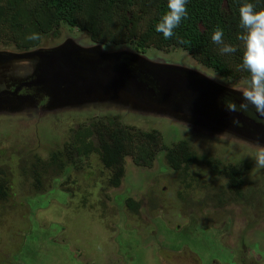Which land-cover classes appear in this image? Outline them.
Returning <instances> with one entry per match:
<instances>
[{
    "label": "rangeland",
    "instance_id": "1",
    "mask_svg": "<svg viewBox=\"0 0 264 264\" xmlns=\"http://www.w3.org/2000/svg\"><path fill=\"white\" fill-rule=\"evenodd\" d=\"M68 33H73L72 37L76 36L80 42L82 36H85V40H91L83 31L59 27L57 36H41L39 44L26 50V53L57 46ZM155 53L149 49L145 53L146 57L138 58L150 63H154L152 60L159 63L169 60L175 66L203 72L215 81L217 87L227 88L228 92L237 96H242L241 93L250 86L245 81L218 78L212 71L193 63L181 49L169 54L164 51ZM96 62L98 58L93 55V63ZM6 74L7 72L5 78ZM114 82L113 79L96 80L99 88L89 90L86 98L82 99L84 101L77 103L75 108L73 105H65L60 99L54 102L53 113L48 114L58 117L57 120L64 125L63 129L56 127L49 119L35 121L32 115L20 114L23 121L17 125L11 123V127H8L6 121H0V135H3L0 140L10 139L0 144V150L11 149L10 153L4 155L5 160L14 154L13 141H16L18 148V140H21L20 157L27 158L33 164L38 159L43 160L56 144L55 150L64 147L65 152H68L69 141L77 130L94 124L101 128L110 119L132 126V130L137 133H144V138L140 137L136 145L143 144L152 157L151 165L144 166V169H133L132 164H127L126 173L120 175L124 184L119 188L78 189L83 195L92 193L91 200L94 204L97 200L93 195L98 196V205L103 209L107 225L115 233L111 236L105 229H101L102 224L89 220L86 214L90 213L79 208L73 194L65 190L67 187L70 190L74 188L72 181L82 180L90 184L93 178L98 179L95 173L83 171L85 162L82 160L77 159L73 167L64 170L63 180L66 183L62 187V176L53 177L51 187L45 192L24 196L23 200L30 210V222L19 220L17 223L23 229L31 225V230L26 235L24 246L20 247L21 251L16 252L13 259L19 264H81L84 258L103 262L105 255L116 252L122 264H166L158 257V250L163 248L176 253L185 251L181 257L199 258L200 264H264V166L257 163L264 154V144L224 126L218 120L210 121L179 114L176 116L173 112L157 107L154 102L114 93L110 91L111 88L119 91ZM105 83L107 86L103 85ZM70 95H62V100L80 98L78 94ZM184 116L186 118L181 119ZM88 119L89 121H84ZM14 131H17V136H14ZM28 135L36 136L39 144L36 146L30 138H25ZM181 141H187L189 149L198 156L207 155L214 161L213 167L216 170L210 172L206 168L208 165L202 161L195 162L185 173L170 170L162 148H171ZM7 143H11L9 148ZM25 145L26 149H22ZM29 149L33 150V154L25 157ZM134 154L137 155V151ZM198 156L196 157L199 158ZM237 163L244 166L241 195L238 196L237 191L233 190L232 193L225 192L223 201H212L221 196V186L228 187L221 169ZM89 164L95 165L92 158L89 159ZM159 176L163 178L158 180ZM186 177L191 181L184 180ZM162 186L166 187L163 191ZM29 192V186L23 188V193ZM129 197L138 204V212L125 207ZM19 213L28 216L29 211L18 206L15 214ZM128 222L129 226L126 225ZM136 222L140 223L137 226L140 232L136 228ZM149 225L154 227L153 231L141 233ZM10 229L8 225V230ZM18 243L20 244V239L15 243L9 242L2 250L5 254L13 253L17 250ZM181 257L179 262L185 264Z\"/></svg>",
    "mask_w": 264,
    "mask_h": 264
},
{
    "label": "flooded vegetation",
    "instance_id": "2",
    "mask_svg": "<svg viewBox=\"0 0 264 264\" xmlns=\"http://www.w3.org/2000/svg\"><path fill=\"white\" fill-rule=\"evenodd\" d=\"M26 1L29 2L28 0ZM121 1L123 2L124 0ZM143 1L144 0H137L136 5L134 4V1H131V5L128 8L129 11L127 12L125 18L127 23L137 25V31H140L141 27L137 23L138 18L135 10L136 6ZM25 8L29 11L37 10V8L32 4L26 6ZM33 22L38 24L37 18H34ZM68 28L69 30H78L76 26ZM242 30L244 32V29ZM53 33L54 31H51V34L49 35H53ZM71 34L68 33V35H65V39L57 46H51L50 48H44L32 53H26V50H31L32 48L18 49V43L15 40L0 38V121H6L5 123L8 127H11V123H15L17 125L20 121H23L19 115L24 114L26 116L32 115V118L35 121L49 119L50 122L56 124V127H61V129H63L64 125L62 126L60 124L57 120L58 117H53V115L51 116V114H48L53 113L52 110L55 107L53 106V103L58 102V99H51L52 92H54L53 98L57 97L55 91L57 92L58 88L55 89L54 85L49 84L47 80L42 81V76L44 71L54 70H57L55 73L56 76H61L63 73L62 69H65L67 75L63 78L66 79V82L61 87L62 93L58 95V98L60 101L66 103L65 105L67 106L73 105L75 108L77 103L84 101L82 99L86 98L89 90L99 88V84L96 83V80L103 81L113 79L115 81V88L119 89V91L113 90L109 86L111 88L110 91L114 93L122 95L125 94L135 98L139 97L149 102L154 101L152 99L153 97L157 98L158 96L168 95V97L161 98V104L156 103L157 107L167 112H173L175 115H189L190 117L193 116L197 118L202 117L205 120L210 121L218 120L219 122H222L224 126L231 128L240 134H244L251 140L264 144V117H259L255 110L251 107L246 111L241 110L239 106L242 103V96H237L228 92L227 88L217 87L214 84L215 81L206 76L203 72L200 73L198 70V72H194L180 67L179 65L175 66L173 63H169V60L163 63L152 60L154 63H150L146 59V61H141L138 58L142 56L146 57L145 53L149 49L154 50L156 52L155 54L159 51H164L169 54L172 53L173 50L180 48L163 47V49L160 50L146 48L141 51L135 50L134 42L124 41L121 38L118 39V43L110 42L109 44H105V41L93 40L89 34L88 37L91 39L90 41L85 40V36L80 37L78 35L80 39L82 38V41L80 42L75 35V38H73ZM83 41H86V43H82ZM181 51L186 53L187 57L193 63L198 64L201 67L203 66L201 62L194 56L190 55L188 51L183 49H181ZM93 55L98 58V62L93 63ZM27 58H29V60ZM90 64L93 66H90ZM204 68L210 70L209 68ZM5 72H7V78H5ZM216 76L218 75L216 74ZM218 78L221 77L218 76ZM223 80L227 81V79ZM231 80H241L240 82L245 81L248 83L245 79ZM103 85L107 86L106 83ZM149 90H152L155 93V96H152L149 93ZM83 91L85 92L84 94ZM70 92L71 95H80V98L73 99ZM65 94L70 95L71 98H63L62 100V95ZM233 105H235V108L232 107ZM165 107H169V109H166ZM251 113L253 115H251ZM44 114H46V116ZM185 118L186 117L184 116L181 119L184 120ZM84 121H89V119ZM241 123H244L242 125H245V128L241 126ZM106 124V126L101 128L94 124L91 126L88 125L83 130H77L74 136H72V139L69 141L70 144L68 145V151L73 152V147L78 142L76 136L79 132H87L86 134L79 136L80 138H85L87 143L90 140L95 141L94 136L103 140H109L110 138L116 139L117 132L125 133L129 137H133L132 133L129 132L132 130V126L125 125L122 122H114L111 121V119L110 121L108 120ZM89 131H91L92 134H90ZM13 134L14 136H17V131H14ZM64 134L65 132L63 130L62 135L64 136ZM2 136L3 135H0V138ZM62 137H60V140ZM25 138H30L31 142H35L36 146L39 144L36 136L28 135L25 136ZM8 140L10 139H3L4 142H7ZM3 141L1 139L0 144H3ZM20 141L21 140H18V148H16V141H13L12 144H15L13 151L14 154L12 153L7 160H5L4 155L10 153L11 149H4L2 146L3 150H0V220L2 221L0 224V264H19V262L13 259L12 256L16 254V252L21 251V248L24 246L26 240L25 236L30 233L31 225H29L27 229H23L17 223L19 220H21V222L22 220L30 222V210L27 208L23 197L45 192L51 187V179L53 177L62 176L60 183V187H62V185L66 183L63 180L65 178L64 170L67 167H73V164L70 162L68 163L67 159L65 167H63L64 169L61 171L55 169L53 154L58 153L59 155H62L67 153L65 152L64 147L61 150H55L57 144L50 150L49 153L46 154V157L43 160L38 159V161L34 164L29 163L27 158L20 157ZM181 142L188 145L187 141ZM124 143L126 144H123V155H127L123 156L124 159H121L119 165H116L111 169V172L112 170H120V172L114 174L111 173V175H109L108 170L100 166L101 159L97 153L95 151H90L89 156L87 157L89 159L92 158L95 165L92 166L87 162L83 166V171H88L91 174L95 173L98 179L95 180L93 178V181H91L90 184L85 183L82 180L78 182L72 181L74 188L71 190L68 187L65 188L66 191L73 194V198L77 201L78 207L90 213L86 214L89 220L92 219V221L98 222L99 225L102 224L103 228L101 229H105L110 236L115 233H113L107 225V219L103 214V209L98 205V196L93 195L97 200V203L94 204L91 200L92 193L90 195H83L78 192V189L90 190L98 187V189L105 188L106 190H111L115 188L114 185L116 181L110 182V178H118L119 187L124 184L120 175H124V173H126L125 170H127V164H129V166L132 164L133 169L135 167L144 169V166L147 165L146 160L142 159L138 163H134L132 159L128 157L131 155L132 151L129 154L127 149L128 147L134 146L133 141ZM10 145L11 143H7L8 148ZM22 149H26V145ZM191 151L195 154V156H198L193 150ZM26 152L28 155L25 157L33 154L32 149H29ZM201 156L202 155H199L198 157ZM205 156L207 162L204 163L205 165H208L206 167L207 170H210V172L215 171L216 168L213 167L214 161L210 160L207 155ZM148 157H151V155L147 150L146 158ZM62 158L63 161H66V156H63ZM78 160L81 159L79 158ZM166 165L170 170H172L167 163ZM193 165H195L194 162L190 163L185 172H188L189 168ZM235 166H237L236 168L238 169V173H236L233 169H229ZM217 167L219 168V163ZM227 167L228 173L226 171V167L221 169L223 177L227 180V182H232L238 178L241 179L240 183H238V189L236 190L238 196H240V190L244 187L242 178L244 166H242L241 163H237L236 165ZM192 174L196 176L195 173ZM38 175L40 179L39 183ZM162 178L163 176H159L158 180ZM26 186H29L30 188V192L28 194L23 193V188ZM165 188V186H162L161 191ZM220 189H222L221 196L213 198L212 201H223L225 192L228 193L230 190L228 187L223 186H221ZM233 190L234 189L230 191ZM115 195L112 196V199H114ZM129 198L132 199V197ZM18 206L21 208L25 207V209L29 211L28 216L27 214H15ZM125 207L127 208V204ZM125 207L123 209V213H125ZM19 215L21 217H19ZM9 222L12 223L10 230L6 228ZM135 224L136 228L137 226H140L139 222H136ZM126 225L129 226V222ZM137 229L140 232V228ZM153 229L154 227L149 225L148 228L142 230L141 233L145 234L147 231H150L151 233ZM25 232H27V234H25ZM17 238L20 239V244L18 243L16 246L17 250L13 253L8 252L5 254L2 250L4 246L9 242H18ZM184 252L176 253L175 251L162 248L158 250V257L166 264H181L179 259ZM83 254L82 249V256L84 257ZM181 258V261H184L185 264H200L199 258ZM81 264H122V262L120 257H118L115 252L105 255L103 262H96L92 261L91 258H84V260H81Z\"/></svg>",
    "mask_w": 264,
    "mask_h": 264
},
{
    "label": "trees",
    "instance_id": "3",
    "mask_svg": "<svg viewBox=\"0 0 264 264\" xmlns=\"http://www.w3.org/2000/svg\"><path fill=\"white\" fill-rule=\"evenodd\" d=\"M28 1L0 0V38L6 37L17 41L18 49L34 48L39 44L40 38L38 40L26 38L31 33H38L41 37L54 31L53 35L57 36L59 27L76 26L79 31L87 32L93 40L105 41V44L118 43V39L121 38L124 41L134 42L135 50L142 51L146 48L160 50L163 47L180 48L188 51L204 67L209 68L223 79H245L246 81L250 79L249 72L237 68L242 63L245 51L244 42L237 39V35L243 32L240 27L239 9L245 0H188L187 17L182 19L180 25L173 30V37L169 39H165L162 33L155 31L156 24L169 11L168 0H144L136 6L135 13L138 18L137 23L141 27L140 31L136 30L137 25H131L125 19L131 1H134L136 5L137 0H124L123 2L121 0ZM251 2L256 5V11L264 8V0H251ZM30 4L34 5L37 10H27L25 7ZM34 18H37L38 24L33 22ZM217 28L223 30L225 43L232 44L237 48L235 53L221 54L219 52L220 46L211 40V35ZM251 115L253 114L251 113ZM242 124L244 123H241V126L244 127L245 125ZM129 132L133 137L117 132L116 139L103 140L94 136L95 141L90 140L88 143L85 138L79 137L87 132H79L76 136L78 142L74 145L72 153L68 151L62 155L53 154L55 169L59 171L64 169L67 159L68 163L72 164L79 158L85 164L89 163L87 156L90 151H95L101 159L100 166L108 170L109 175L118 173L120 170L111 172V169L119 165L123 156L127 155H123V144H126L124 142L131 141L134 146L128 147L129 154L132 151L128 157L134 163L143 159L147 161V165H150L152 157L146 158V147L143 144L136 145L138 139L145 134L133 130ZM89 133L92 134L91 131ZM162 149L165 150L166 163L174 172L185 173L192 162H207L205 155L197 158L188 145L183 142L175 144L171 148L163 146ZM134 151H137V155L134 154ZM63 156H66V161H63ZM236 167L229 169L238 173ZM184 180L191 181L187 177ZM240 180L238 178L228 182V188L237 190ZM109 181H116L114 187H119L118 178H110ZM190 185L191 183L188 184V186ZM220 190L222 191V189ZM230 190L228 192L232 193ZM126 204L129 210L138 212L139 206L133 199L128 198ZM8 225L12 227V223L9 222L6 228Z\"/></svg>",
    "mask_w": 264,
    "mask_h": 264
},
{
    "label": "clouds",
    "instance_id": "4",
    "mask_svg": "<svg viewBox=\"0 0 264 264\" xmlns=\"http://www.w3.org/2000/svg\"><path fill=\"white\" fill-rule=\"evenodd\" d=\"M188 0H168L169 11L164 14L155 26V31L162 33L165 39L173 37V30L177 28L182 19L187 17L186 5ZM256 5L251 0H245L239 9L240 27L244 32L237 35V39L244 42L245 51L242 63L238 70L249 72V87L242 93L241 110L253 108L259 117H264V8L255 10ZM223 30L217 28L211 35L214 44L219 45L221 54H231L237 48L223 40ZM29 40H38V33H31L26 37ZM235 108V105L232 106ZM264 166V154L257 161Z\"/></svg>",
    "mask_w": 264,
    "mask_h": 264
},
{
    "label": "water",
    "instance_id": "5",
    "mask_svg": "<svg viewBox=\"0 0 264 264\" xmlns=\"http://www.w3.org/2000/svg\"><path fill=\"white\" fill-rule=\"evenodd\" d=\"M56 71L57 70H54V71H44L43 72V76H42V81H48L49 84H53L55 89L58 88V91L56 93V98H58V95L61 94V87L64 85V83L66 82V79L63 78L64 76L67 75V73L65 72V69H62L63 73L61 74V76H56ZM149 93L152 95V96H155V93L152 91V90H149ZM52 97H54V92H52ZM163 97H168V95H162V96H158L157 98H152L154 101V103L156 104H161L160 103V100L161 98ZM150 101H152L151 99H149ZM166 109H169V107H165Z\"/></svg>",
    "mask_w": 264,
    "mask_h": 264
}]
</instances>
